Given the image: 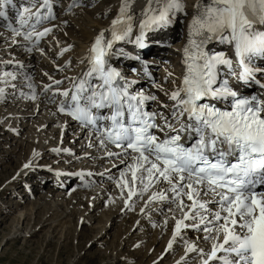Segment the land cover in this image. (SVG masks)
Returning a JSON list of instances; mask_svg holds the SVG:
<instances>
[{
    "label": "snow or ice",
    "instance_id": "snow-or-ice-1",
    "mask_svg": "<svg viewBox=\"0 0 264 264\" xmlns=\"http://www.w3.org/2000/svg\"><path fill=\"white\" fill-rule=\"evenodd\" d=\"M28 3L17 11L18 27L4 25L13 43L17 37L39 41L52 31L38 30L54 18L52 0ZM12 4L0 0V18L9 19L4 8ZM131 8L132 0H121L117 16L80 61L87 70L64 78L69 88L49 76L52 83L42 91L62 97L58 112L88 130L105 156L122 157L126 167L117 186L127 190L126 207L134 196L149 192L141 212L169 202L164 225L174 224L165 252L178 241L184 247L175 264H264V190H257L264 185V67L256 63L264 60V0H197L181 49L185 71L180 84L165 92L170 103L160 102L151 111L145 105L157 96L134 89L137 80L110 61L119 56L139 60L119 42L144 48L146 35L171 25L184 13V3L147 0L139 13ZM212 42L231 54L211 49ZM9 79L15 74L0 72V82ZM251 85L259 86L262 95H244L241 89ZM28 87L32 94L26 98L35 99L34 86ZM188 229L202 232V238L185 239ZM200 242L210 247H199Z\"/></svg>",
    "mask_w": 264,
    "mask_h": 264
},
{
    "label": "bare ground",
    "instance_id": "bare-ground-1",
    "mask_svg": "<svg viewBox=\"0 0 264 264\" xmlns=\"http://www.w3.org/2000/svg\"><path fill=\"white\" fill-rule=\"evenodd\" d=\"M96 1L53 0L57 17L49 23L52 31L44 42L35 46H30L29 42L20 37L15 38L17 42L13 43L12 33L4 32L0 28V72H11L16 76L14 80L0 82V88H4V94L0 96V150L6 149L5 156L0 154V168L8 169L14 165L13 171L8 172V176L4 178L7 180L2 184L0 192L2 194L11 191L15 185L22 184L23 177L38 178L34 183L20 185L22 187L15 191L16 200L12 205L1 201L7 209L0 205L2 214L0 225L9 222V230L4 239L7 242L24 235L21 225L26 218H29L28 226L42 218L38 226L34 228L32 225L29 226L31 231L26 233L27 236L48 225L56 228L60 236L68 235L73 228L76 238L85 230H89L92 233L90 246L99 245L109 250V253H106L108 264H115L118 260L127 264H175V261L184 254V247L182 242L178 241L174 244L173 250L164 253L172 237L174 224L173 220H169L167 226L164 225L166 216L170 215L169 202L153 203L150 208H145V211L141 212L140 209L145 207L144 202L148 199L149 192L143 196H134L129 202L131 206L126 207L127 197L122 193H127V190L117 186L121 172L126 167L120 163L122 157L105 156L89 133L82 129L77 130L69 121L55 116L49 106L53 91H42L45 84L52 83L49 76L63 80L60 86L63 88L69 82L68 79H64L66 76L70 78L87 70L86 65L80 61L85 58L90 43L100 31L109 27L121 6V0H101L100 10L84 9L94 5ZM204 2L207 3V0ZM146 3L147 0H132L131 11L139 13ZM183 3L184 13H180L171 25L147 34L146 41L151 44L165 42L168 44L167 49H154L156 47L151 48V44L143 50L140 49L143 55H147L148 61L155 64L160 62L152 60L149 55L167 60V65H163L165 67L163 77L167 79V83L161 87L168 93L180 83L183 72V66L179 67L182 62L181 49L187 42V23L192 19L193 7L197 0H183ZM139 19L137 15V25ZM177 24H180L181 29L176 28ZM55 32L59 34L56 35ZM126 44L121 41L118 47L132 56V52L125 48ZM127 45L136 50L134 45ZM213 47L217 51L229 52L223 45L215 44ZM28 48H32V51L29 52ZM65 48L68 50L60 54ZM113 58L117 61L125 57ZM27 74L32 76L29 77ZM129 78L137 79L135 76ZM29 84L35 88V99L26 98V94L27 96L32 94ZM163 100L170 103L168 99ZM158 106L155 105L154 109ZM12 138L15 141L6 145ZM90 144L94 146L89 147ZM22 152L26 154L22 155ZM48 157H51L48 160L50 165L39 163ZM25 164H29L30 167L25 168ZM71 165L77 166L76 174L83 173L77 176L79 182L86 183V186L76 187V177L69 168ZM33 172L37 174L31 175ZM70 172L73 175H70ZM53 174L58 178L64 175L69 184L72 182L74 186H68L63 191L57 190L51 185L53 183L50 178L55 181ZM128 179L130 180V174ZM43 182L44 190L40 191L42 187L40 184ZM4 213L15 214L7 221ZM202 236V232L188 229L185 239L195 241L200 240ZM117 243L118 246L123 244L125 248H129L127 256L116 249L114 245ZM199 247L207 249L210 245L200 242ZM77 256L69 264H76Z\"/></svg>",
    "mask_w": 264,
    "mask_h": 264
},
{
    "label": "rangeland",
    "instance_id": "rangeland-1",
    "mask_svg": "<svg viewBox=\"0 0 264 264\" xmlns=\"http://www.w3.org/2000/svg\"><path fill=\"white\" fill-rule=\"evenodd\" d=\"M100 2L101 0H97L94 5L93 4L89 5L85 7L84 9L100 10L101 9ZM95 12H98V11H95ZM179 27H180V24H177V28ZM31 68H33V65L31 66ZM34 68H36L35 65H34ZM27 75L29 76V74ZM251 90L252 89H250V91ZM14 141L15 140H13V138L9 139L6 142L7 143L6 145H9L11 142H14ZM5 151L6 149H1L0 154L4 155ZM23 153L25 152H22V155L26 154V153L25 154ZM48 165L50 164L48 163ZM13 168H14V165H12V168H8V169H4L3 167L0 168V189L1 187H3L2 184L7 180V179L4 180V178L8 176L10 172L13 171ZM43 184L44 182L40 184L42 186L40 187V191L44 190ZM20 185H25V183H22ZM20 185H15L14 187H12L11 191H8V192L5 191L2 194L0 192V205L2 206V208L7 209L5 208V204L1 203V201L8 205L9 204L12 205V202L16 200L14 199V197L16 196L15 191L19 189L20 187H22ZM14 214L6 215V213H4L3 215L7 217L6 218L7 221H10L11 216H13ZM1 215L2 214H0V217ZM41 219L42 218H38L36 222L30 225H32L33 228L35 226H38L42 222ZM8 223L9 222H6L0 225V262L2 263L9 262L11 264H34V263H37V264H53V263L69 264V262H71L78 255L76 264H108L106 263L108 261L106 253H109V250H106L99 245L90 246L91 244L89 240L91 238L92 233L89 230H85L83 234H81L78 238H76L73 228L70 229L69 231L70 233H68V235L60 236L56 228L50 227L48 225V226L40 227L39 229L35 230L33 233L31 234L29 233V235L27 236L26 233L31 231L29 230V228L31 227H29L30 225L28 226L29 218H26L23 221V224L21 225L22 234L24 233V235L18 236L17 238H14L12 240H8L7 242H5L4 236L8 233V230H9ZM114 246H116V249L122 255H125V256L128 255L127 249L129 248L127 247L125 248L123 244L122 245L119 244L118 246V243H117V245L115 244ZM98 252L99 253L101 252V254H99ZM113 257H114V254H113ZM131 262L134 263L133 261ZM115 264H127V263L122 260H118Z\"/></svg>",
    "mask_w": 264,
    "mask_h": 264
}]
</instances>
